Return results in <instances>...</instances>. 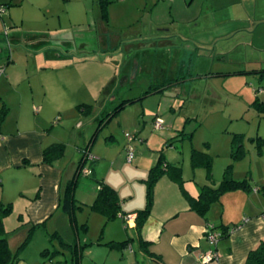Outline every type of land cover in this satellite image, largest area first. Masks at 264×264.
I'll list each match as a JSON object with an SVG mask.
<instances>
[{
	"label": "rangeland",
	"instance_id": "rangeland-1",
	"mask_svg": "<svg viewBox=\"0 0 264 264\" xmlns=\"http://www.w3.org/2000/svg\"><path fill=\"white\" fill-rule=\"evenodd\" d=\"M18 2L11 1L8 10L0 8V41L6 28L7 32L11 29L9 20L14 17L25 40L33 34L43 40L41 34L47 32L52 46L61 40L70 43L68 58L96 59L84 66L83 84L57 102L69 111L68 116L57 115L52 109L45 115L51 142L64 143L59 159L64 168L62 194L79 162V148L91 140L89 155L98 159L95 176L118 191L123 209L138 205L140 197L145 205V180L160 156L181 166L186 185H217L224 169L231 166L235 179L249 178L253 189L246 193L252 195L250 202L264 204V145L258 149L253 140L264 138V113L253 104L255 97L264 102V79L259 81L257 75L248 73L222 75L249 66L232 61L237 52L244 56V49L234 48L236 38L222 42V30L245 23L246 15L255 18L262 14L264 0H107V20L101 16L100 0H25L21 6ZM240 16L242 22L232 20ZM4 46L12 56L24 59L25 52L31 55L32 50L14 48L10 42ZM42 48L35 47L33 55ZM53 49L50 47V54ZM179 75L178 83L168 84ZM156 85L163 89L144 95ZM129 99L134 101L96 132L100 119ZM82 103L91 104L84 109L86 113ZM158 119L160 127L155 126ZM14 120L12 107L2 123L12 125ZM181 131L190 136L179 140ZM235 133H239L243 148L237 159L231 156ZM193 148L210 155L211 180L204 166L191 167ZM129 149L131 160L127 158ZM90 161L88 156L73 191L75 225L60 205L48 222L32 230L18 250V264H70V252L63 244L69 242L82 245L81 264H141L139 256L129 254L131 247L121 251L106 244L111 238L128 235L136 249L137 235L122 219L105 223L101 214L91 210L96 185L84 175ZM21 173V184L26 187L31 178L36 179ZM19 185L15 184L16 192ZM10 214L3 221L7 231L25 226L9 238V248L15 252L31 226L22 225L21 219ZM8 216L15 220L7 221Z\"/></svg>",
	"mask_w": 264,
	"mask_h": 264
},
{
	"label": "crops",
	"instance_id": "crops-1",
	"mask_svg": "<svg viewBox=\"0 0 264 264\" xmlns=\"http://www.w3.org/2000/svg\"><path fill=\"white\" fill-rule=\"evenodd\" d=\"M11 1L13 0H0V7L7 9ZM17 1L19 6L25 2V0ZM232 18L233 21L243 20V16ZM244 19L245 23L237 22L236 25L222 30V42L236 38L234 48L244 49V56H241L242 52H237L232 61L249 66L237 70L264 68V7L262 14H257L255 18L246 15ZM9 21L11 29L7 32L6 28L3 33L5 37L0 41V63L4 61L0 66V108L1 105L6 107L7 114L14 107L15 120L12 125L3 124L5 114L0 122V201L12 204L10 216L15 214L23 221L22 225H42L52 218L60 206L64 178V168L59 162L61 157L52 164L43 161V148L52 143L50 129L46 126L48 119L45 115L52 109L53 112H58L57 115L68 116L69 111L61 108L57 102H60V98L65 95H69L67 93H74L76 87L83 84L82 72L86 69L84 66L95 63L96 59L90 56L68 58L70 43L61 40L52 46L47 32L41 34L43 40L35 37L36 34L33 32L31 34L34 36L25 40L23 30L14 23V17ZM4 42L7 45L9 42L12 43L14 48L32 50L31 55L25 52L24 59L12 56L11 52L6 50ZM62 44L66 46L65 49ZM35 47L44 49L42 48V52L35 56L33 55ZM50 47H55L52 54L49 53ZM4 56H7L6 61L3 59ZM181 72L182 64L178 70L179 74ZM179 77L180 75L172 80L178 83ZM263 79L264 74L262 77L258 76L259 81ZM84 109L86 113L87 110ZM79 149L82 151L81 147ZM97 160L93 165L94 175ZM21 172L32 174L36 179L31 178V182L26 187L21 184L23 183ZM181 179L182 181L165 173L157 179L153 187L150 212L140 231L135 227V216L136 211L144 207V204L143 206L141 204V197L138 205L126 209H123L121 200L122 210L133 215V219L127 223L124 217L117 218L122 219L127 228L136 231V249L133 248L132 238L128 235L110 240L122 241L130 238L129 245L119 250L124 251L131 247L129 254H133L135 258L139 256L138 262L141 264H242L247 253L264 239V204L261 206L252 204L250 202L252 195L239 189L222 194L219 197L220 202H212L205 215L201 216L190 209L186 196H196L201 185H186L182 172ZM102 180L106 182L103 178ZM16 183L21 187L18 192L15 189ZM10 185L12 188L9 194ZM94 193L96 195L97 186ZM10 218L14 217L8 216L6 220ZM234 224L237 227L233 228L230 234L219 236L221 229L217 228L218 226ZM22 227L9 231L8 244L10 236L19 232ZM212 227L214 228L212 231L218 235L215 243L206 238V230ZM141 240L148 242V252L141 247ZM209 251H212L217 258L202 263L201 256Z\"/></svg>",
	"mask_w": 264,
	"mask_h": 264
},
{
	"label": "trees",
	"instance_id": "trees-1",
	"mask_svg": "<svg viewBox=\"0 0 264 264\" xmlns=\"http://www.w3.org/2000/svg\"><path fill=\"white\" fill-rule=\"evenodd\" d=\"M101 3L99 5L101 10V16L104 20H107L108 14H107V0H100ZM255 74L259 77H262L264 74V68H251L249 70L240 69V70H234L230 72H222V75L228 74V75H234V74ZM184 79H182L183 81ZM175 82L174 80H171L168 84H172ZM163 88L159 85L150 87L144 95L151 94L157 91H161ZM1 100V99H0ZM134 99H129L126 101H123L122 103L118 104L111 112L107 113L105 116L102 117L99 121V124L97 125V130L102 126V124H105L109 118L119 112L127 103L133 102ZM253 104L258 108V110L262 113H264V102L259 100L258 97H255V100L253 101ZM83 109L88 108L91 105L82 104ZM0 108V122L3 120L5 114H6V107ZM79 106V105H78ZM190 133H184L180 132L178 136L179 140L183 139L184 137H189ZM239 133H235L231 140V156L233 159H237L240 157L243 153L242 144L240 141ZM253 140L256 141V145L258 149L261 148L262 145H264V138L260 136H256L253 138ZM90 142L89 144L85 145L82 148V156L79 160V163L75 169V172L73 176L68 180L65 190L62 194V198L60 201V205L62 206L63 210L68 214L70 223L74 226V218H73V212L75 208L77 207L75 201H74V188L77 186V183L79 181V176L81 174V169L84 164V162L87 160V156L89 155V148H90ZM64 153V143L61 141H54L43 148V161L47 164H52L55 160L62 157ZM97 158L91 159L90 166L88 168L89 173L84 174L88 176L93 183L97 186V193L95 195V198L93 202L90 204L91 210L101 214L105 222H109L117 218L118 216H126L128 213L124 212L121 208V199L118 196V193L116 189H114L112 186L104 182L102 179L97 178L93 173V165L95 164ZM190 164L193 169H195L198 166H204L206 169L207 178L211 180V157L208 155V153H205L203 151H199L196 149H192L190 153ZM231 166H227V168L224 169L222 173V178L220 179L219 183L217 185L213 184H203L199 188V192L196 196H190L186 195L189 203L190 209L194 210L196 213L200 214L201 216L205 215V213L208 211L209 206L212 202L219 199V197L228 191L233 190H244V191H250L252 188V185L249 181V178L246 176L242 179H235L230 171ZM164 173H167L168 175H172L176 177L177 179H181V166L178 163H170L165 160H162V156L159 157L157 163L155 166L151 167L149 170L148 178L145 180L146 183V203L142 209H139L136 211L135 216V227L138 231L141 230L142 225L148 216L150 212V208L152 205V195H153V187L157 181V179ZM181 183V182H180ZM259 188H255L256 190H259ZM264 192V187H262ZM12 210V204L11 203H4L0 201V264H18L19 256H18V250L22 248L28 241L29 236L32 233V230L36 227H38L40 224L31 225V227L28 229L27 235L25 239L22 241L20 246L15 252H12L9 248L8 244V233L4 228V218L10 214ZM264 214V211H263ZM237 225L232 226H218L217 228L221 229V233L219 234L220 237L227 236L230 234L231 230L233 228H236ZM18 227H16L14 230H16ZM210 230H214V228H210ZM129 239L122 240V241H107V245L110 247H115L117 249L125 248L129 245ZM64 247L67 248L70 252V264H81V251H82V245H80L78 242H69V243H63ZM141 247L145 250V252H148V242L141 240ZM59 264V263H56ZM66 264V263H64ZM242 264H264V239H261L254 248H252L246 255L244 261Z\"/></svg>",
	"mask_w": 264,
	"mask_h": 264
},
{
	"label": "built area",
	"instance_id": "built-area-1",
	"mask_svg": "<svg viewBox=\"0 0 264 264\" xmlns=\"http://www.w3.org/2000/svg\"><path fill=\"white\" fill-rule=\"evenodd\" d=\"M0 8H1V10L4 9L3 7H0ZM0 70H1V69H0ZM155 121H156V122H155V126H156V127H160V126H161V120L158 119V120H155ZM129 139H131L130 136H129ZM88 156H90V160L94 158V157L91 156V155H88ZM88 156H87V158H88ZM132 157H133L132 150L129 149V150H128V153H127V158H128V160H131ZM87 173H89V170H88V169H86V171L84 172V174H87ZM124 218H125V220L127 221V223H129V222L133 219V215L128 214V215L124 216ZM206 238H207L210 242L215 243V242L217 241L218 235H217L215 232L211 231V230L208 228V229L206 230ZM216 258H217V256H216L212 251H209V252H207L206 254H203V255L201 256V262H202V263H206V262L211 261V260H214V259H216Z\"/></svg>",
	"mask_w": 264,
	"mask_h": 264
}]
</instances>
